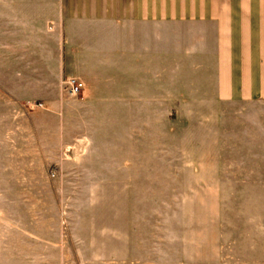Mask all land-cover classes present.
<instances>
[{
    "label": "crops",
    "instance_id": "0c3cea01",
    "mask_svg": "<svg viewBox=\"0 0 264 264\" xmlns=\"http://www.w3.org/2000/svg\"><path fill=\"white\" fill-rule=\"evenodd\" d=\"M114 102L118 161H173L175 133L182 161H222L226 106L264 123V0H0V264L68 260L89 173L63 150L89 161Z\"/></svg>",
    "mask_w": 264,
    "mask_h": 264
},
{
    "label": "rangeland",
    "instance_id": "374dc122",
    "mask_svg": "<svg viewBox=\"0 0 264 264\" xmlns=\"http://www.w3.org/2000/svg\"><path fill=\"white\" fill-rule=\"evenodd\" d=\"M224 110L222 161H182L191 151L176 133L173 161L155 160L151 149L118 161L117 104L96 110L100 150L89 161L63 150L77 158L68 161L76 173H89V199L77 200L65 231V264H264V123L244 117L261 108ZM143 144L164 148L165 139Z\"/></svg>",
    "mask_w": 264,
    "mask_h": 264
},
{
    "label": "built area",
    "instance_id": "2783aa9c",
    "mask_svg": "<svg viewBox=\"0 0 264 264\" xmlns=\"http://www.w3.org/2000/svg\"><path fill=\"white\" fill-rule=\"evenodd\" d=\"M67 83H68V86H69V93H70L71 95H76V94L79 92V88H78V86L76 85L74 79H69V80L67 81ZM30 106H32V105H30ZM41 106H42L41 104H37V105H34V106H32V107H41ZM69 151H70V149L67 147V149H65V152L68 153Z\"/></svg>",
    "mask_w": 264,
    "mask_h": 264
}]
</instances>
